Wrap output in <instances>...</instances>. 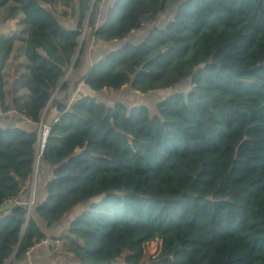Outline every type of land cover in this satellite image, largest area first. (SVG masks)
<instances>
[{"label": "trees", "instance_id": "1", "mask_svg": "<svg viewBox=\"0 0 264 264\" xmlns=\"http://www.w3.org/2000/svg\"><path fill=\"white\" fill-rule=\"evenodd\" d=\"M94 1L0 0V27L19 21L15 34H0L4 111L39 124L47 109V118L67 69L80 65ZM171 1L115 0L103 10L92 34L115 47L84 83L149 94L190 78V89L155 113L90 95L59 102L42 153L53 170L47 196L30 213L18 204L0 215V264L15 251L13 261L24 260L80 207L58 237L77 264H142L153 241L161 249L147 264H264V0L172 1L171 21L126 40ZM15 52L25 61L10 88ZM38 138V127L0 125V207L24 191Z\"/></svg>", "mask_w": 264, "mask_h": 264}, {"label": "crops", "instance_id": "2", "mask_svg": "<svg viewBox=\"0 0 264 264\" xmlns=\"http://www.w3.org/2000/svg\"><path fill=\"white\" fill-rule=\"evenodd\" d=\"M115 0H99L98 4H100L103 8V10L107 9L113 3ZM69 13H70V9ZM161 13L159 16H157L154 20H150L149 24H145L144 29L133 31L126 40L138 43L142 41L146 35L149 32V29L158 26L159 24L155 23L162 18ZM65 24L69 28H75L77 26V17L71 16V14L68 15V17H65ZM18 20H11L9 25L7 27H0V34L4 35H10L15 34V31L17 30L18 26ZM91 36L89 37V40L87 39L86 43L84 44V52L86 47V58L83 60L81 58L80 65L77 68H74L72 65V70L74 72H77L75 74L68 75L69 77L62 79L60 82L58 88L56 89L52 100L50 102L51 112L46 118V113L43 115V124H36L30 121L25 116L17 113V112H11L7 118L2 117L0 115V125L2 126H18L23 128H33L38 127L39 130V138L36 143V164L35 169L30 177V179L26 183V188H24V191L20 194V196L17 197V199L25 203L26 201H29L32 197L35 199V203H38L42 200H44L47 196L46 193V185L49 180L53 177V170L52 168L43 161L42 159V153L44 150V144H42V134L47 128V126L50 128V124L54 119H57V104L59 102H65L69 105L76 100L77 98L85 95L95 96L96 92H93L90 90L84 83L85 76L90 69V67L100 58L106 56L114 47L115 45H109L106 43H103L101 41H96L94 39V36L92 34V31L90 32ZM90 41V42H89ZM123 42V41H122ZM120 45V44H119ZM19 46V44H18ZM82 53V55L84 54ZM14 56L7 67V72L9 74L10 83L9 87L12 88L16 81L18 80V71L20 70L18 65L21 62L25 61V56L21 55L17 52L14 53ZM77 57V56H76ZM76 60V58H75ZM23 70V69H22ZM69 72V71H68ZM70 73V72H69ZM68 74V73H67ZM66 74V76H67ZM79 81V82H78ZM67 82V88L64 90H61L62 85ZM81 87V91H79V88L77 86ZM78 92H77V91ZM3 110L1 108L0 104V111ZM47 112V110H46ZM15 205H18L17 203L7 200L5 203L0 207V215L5 214L6 212L10 211L15 207ZM79 211V212H78ZM78 211L73 212L72 214L68 215V219L66 222H56L51 229L48 230V238L41 243H38L36 246H34L32 249L28 251L26 254V257L22 261L14 262V254L8 258L5 262V264H57L53 263L55 259H52L49 252L50 247V240H56L60 244L61 248V255L66 258L65 264H77L75 257L72 253H69L66 249V246L64 245V242L60 240L58 237H61L65 235L68 232V229L70 228L71 221L75 218V216L82 211V208H78ZM40 222V225L43 229L46 228V224L41 220L38 219ZM51 249V247H50ZM17 250V249H16ZM58 262V260L56 261Z\"/></svg>", "mask_w": 264, "mask_h": 264}, {"label": "rangeland", "instance_id": "3", "mask_svg": "<svg viewBox=\"0 0 264 264\" xmlns=\"http://www.w3.org/2000/svg\"><path fill=\"white\" fill-rule=\"evenodd\" d=\"M95 1H96V5H98L99 0H95ZM172 1H176V0H172ZM172 1L169 4V9H167L163 12L162 18H160L159 21L155 22V23L159 24L158 26H165L169 21H171L173 19V17H174V14H173L174 9L173 8L174 7L171 6V4L173 3ZM179 1L180 0H177V2H179ZM94 7H95V2L92 4V9L90 10L89 14L92 13ZM145 23L149 24L150 20H147ZM85 24H86V22H85ZM85 24H84V29H85ZM90 32H91V29L88 28L87 32L85 31V33L80 36V46H79L78 53L76 56H78L79 53L82 54L84 52V44L86 43L87 39L89 40V37L91 36ZM86 57L87 56H86V47H85V52L80 57V59L83 58V60H84ZM71 67H72V65L67 69L68 74L66 73L67 76L65 75L64 78L69 77L68 75H71V73L72 74L77 73V72H74ZM64 78H63V80H64ZM190 80H191L190 78H187L186 80H184L183 82L178 84L176 87H171V88L161 89V90H155V91L150 92L149 94L138 93L136 91H133L129 86H125L121 90H118V91H115L112 89H104L103 91L98 92L94 95H95V97L98 98V100H100L106 104L112 105L118 101H121V102H124L129 107H132L135 105H146V106L150 107V109L152 110L151 111L152 113H155L156 109L153 106L158 101L170 96L171 94H175V93L180 92V91L186 93L191 87V81ZM77 87L79 88V91L82 90L80 87V84ZM46 110L44 111V113H46ZM43 121L44 120H42V122L39 124L44 125ZM75 211H78V209L76 208ZM67 219H68V217L64 218V222H66ZM51 242H52V240H50V243ZM50 247H51V249H50ZM50 247H49L50 256L52 257V259H55L53 261V263L65 264L67 260H66V258H64L63 255H61L62 253H61L60 244H59V247L57 250H54V248H52L51 245H50ZM160 249H161V241L150 242L145 248L147 256L143 260L142 264H147V258L149 256H156L160 252ZM57 260H58V262H56Z\"/></svg>", "mask_w": 264, "mask_h": 264}, {"label": "built area", "instance_id": "4", "mask_svg": "<svg viewBox=\"0 0 264 264\" xmlns=\"http://www.w3.org/2000/svg\"><path fill=\"white\" fill-rule=\"evenodd\" d=\"M94 2H95V7H94L92 13L89 14V16H88V19H87L86 24H85V29L83 30L82 34H84L85 31L87 32L88 28H90L91 31L96 30V28L98 27L100 21L102 20L103 8H102V6L100 4L96 5V1H94ZM10 113H11V111H4V110L0 111V115L2 117H5V118H7ZM49 132H50V128L49 127L45 128V130L43 132V135H44L43 144H44L46 138L48 137ZM24 188H26V186H24ZM9 200L13 201V202H15L17 204L24 205L27 208L29 213L31 212L32 206H33V204L35 202V199L33 197L29 201H26L25 203L20 202L17 199V197L11 198ZM50 245L52 246V248H54V250H57L58 247H59V243L56 240H52Z\"/></svg>", "mask_w": 264, "mask_h": 264}, {"label": "water", "instance_id": "5", "mask_svg": "<svg viewBox=\"0 0 264 264\" xmlns=\"http://www.w3.org/2000/svg\"><path fill=\"white\" fill-rule=\"evenodd\" d=\"M46 140H47V138H46ZM46 140L44 142V146H45ZM114 264H126V263L125 262H114Z\"/></svg>", "mask_w": 264, "mask_h": 264}, {"label": "bare ground", "instance_id": "6", "mask_svg": "<svg viewBox=\"0 0 264 264\" xmlns=\"http://www.w3.org/2000/svg\"><path fill=\"white\" fill-rule=\"evenodd\" d=\"M43 140H44V135L42 134V142H43ZM43 144V143H42Z\"/></svg>", "mask_w": 264, "mask_h": 264}]
</instances>
